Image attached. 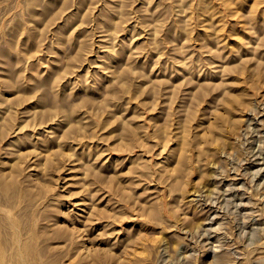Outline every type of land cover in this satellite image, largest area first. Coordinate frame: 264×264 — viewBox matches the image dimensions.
<instances>
[{
  "label": "rangeland",
  "instance_id": "1",
  "mask_svg": "<svg viewBox=\"0 0 264 264\" xmlns=\"http://www.w3.org/2000/svg\"><path fill=\"white\" fill-rule=\"evenodd\" d=\"M0 264H264V0H0Z\"/></svg>",
  "mask_w": 264,
  "mask_h": 264
},
{
  "label": "bare ground",
  "instance_id": "2",
  "mask_svg": "<svg viewBox=\"0 0 264 264\" xmlns=\"http://www.w3.org/2000/svg\"><path fill=\"white\" fill-rule=\"evenodd\" d=\"M259 152V151H258ZM257 154H259L260 155V153H257ZM256 156V155H255ZM262 156V155H261ZM261 156H259V157H261ZM257 159H259V158H257ZM257 159H256V161H257ZM255 161V160H254ZM259 161L260 160H258V162H257V165H258V163H259ZM259 166H262V165H259ZM261 169H263V167H260ZM258 170V169H257ZM256 170V171H257ZM260 171V170H259ZM258 173V172H257ZM263 172H260V174H262ZM259 174V173H258ZM239 196V195H238ZM240 199V198H239Z\"/></svg>",
  "mask_w": 264,
  "mask_h": 264
}]
</instances>
